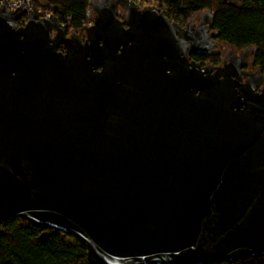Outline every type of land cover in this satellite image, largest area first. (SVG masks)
Masks as SVG:
<instances>
[{
    "label": "water",
    "instance_id": "obj_1",
    "mask_svg": "<svg viewBox=\"0 0 264 264\" xmlns=\"http://www.w3.org/2000/svg\"><path fill=\"white\" fill-rule=\"evenodd\" d=\"M87 6L75 32L0 6V219L73 237L88 264L264 254L252 49L199 64L221 46L208 11L181 26L127 0Z\"/></svg>",
    "mask_w": 264,
    "mask_h": 264
},
{
    "label": "trees",
    "instance_id": "obj_2",
    "mask_svg": "<svg viewBox=\"0 0 264 264\" xmlns=\"http://www.w3.org/2000/svg\"><path fill=\"white\" fill-rule=\"evenodd\" d=\"M44 1L54 7L55 17L67 31L75 32L88 23L89 0ZM156 7L179 25L208 11L210 30L217 32L216 40L236 51L252 49V65L264 76V0H156ZM189 59L201 63L217 58L193 54ZM0 264L88 263L84 248L73 237L44 227L35 228L9 216L0 219ZM202 264H264V254Z\"/></svg>",
    "mask_w": 264,
    "mask_h": 264
},
{
    "label": "built area",
    "instance_id": "obj_3",
    "mask_svg": "<svg viewBox=\"0 0 264 264\" xmlns=\"http://www.w3.org/2000/svg\"><path fill=\"white\" fill-rule=\"evenodd\" d=\"M136 6H154L156 9V0H127ZM5 6L7 10H13L18 7H23L25 10H31L35 18H42V17H48L50 15L55 16V9L54 7H50L49 9H44L42 12H40L37 9L32 8V0H0V6ZM161 13L163 12V9H157ZM27 20V16L23 14L18 20H16V26H21L25 21ZM59 24L64 25V23L59 21Z\"/></svg>",
    "mask_w": 264,
    "mask_h": 264
},
{
    "label": "flooded vegetation",
    "instance_id": "obj_4",
    "mask_svg": "<svg viewBox=\"0 0 264 264\" xmlns=\"http://www.w3.org/2000/svg\"><path fill=\"white\" fill-rule=\"evenodd\" d=\"M194 22H196V21H198L199 20V17L198 16H196V17H194ZM184 24H182L181 26H183ZM216 40V39H215ZM216 42L217 43H219L221 46H220V48L218 49V51L216 52V53H213V54H211V56H215L217 59H216V61H214V62H210V61H207L206 63H209L210 62V64H212L213 66H217V65H219L220 64V62H221V60L223 59V58H225L226 57V53H227V51H228V48L227 47H225L222 43H220V42H218L217 40H216ZM240 52V50L238 51H236V50H234L233 49V53L234 54H238ZM193 54H196V55H198V56H210V54H197V53H191L190 55H193ZM190 55H189V57H190ZM251 58H250V55H247V57L244 59V67H243V70L247 73L244 77H243V79H242V82L245 80V79H247L248 78V76H249V73H251V72H253L256 68L252 65V61L250 60ZM199 63V62H198ZM199 64H203V63H199ZM261 87H264V80H263V82H262V84H260L259 86H257V87H255L254 88V92H256V93H258V92H260V89H261Z\"/></svg>",
    "mask_w": 264,
    "mask_h": 264
},
{
    "label": "rangeland",
    "instance_id": "obj_5",
    "mask_svg": "<svg viewBox=\"0 0 264 264\" xmlns=\"http://www.w3.org/2000/svg\"><path fill=\"white\" fill-rule=\"evenodd\" d=\"M34 1V2H33ZM32 2L35 4H33V6H31V7H33L34 9H37V10H39L40 12H42L44 9H49L50 10V7H53L52 5H49V4H47L44 0H32ZM146 6H150V5H146ZM140 7H142V6H140ZM139 7V8H140ZM152 7H154V6H152ZM155 8V7H154ZM25 23V22H24ZM23 23V24H24ZM22 24V25H23ZM88 24V23H87ZM86 24V25H87ZM21 25V26H22ZM68 30V29H67ZM207 61L206 60H202L201 61V63H206ZM210 63V62H209Z\"/></svg>",
    "mask_w": 264,
    "mask_h": 264
}]
</instances>
